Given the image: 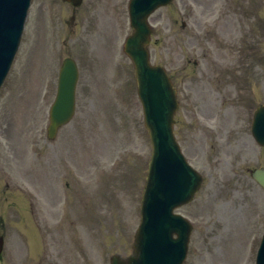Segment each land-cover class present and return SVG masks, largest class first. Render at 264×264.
Here are the masks:
<instances>
[{
  "label": "rangeland",
  "instance_id": "1",
  "mask_svg": "<svg viewBox=\"0 0 264 264\" xmlns=\"http://www.w3.org/2000/svg\"><path fill=\"white\" fill-rule=\"evenodd\" d=\"M251 1L175 0L151 18L152 62L165 66L180 87L178 139L205 176L196 200L181 210L210 226L193 234L186 264H255L254 243L264 231V191L247 174L264 166V150L244 113V107L264 103V69L262 77L256 68L264 63V33L257 60L249 39L245 51H236L233 37L246 21L239 14L238 26L236 16L225 13L260 7L264 16V0ZM127 4L85 0L82 12L96 10L91 15L98 16V34L86 29V16L74 27L61 0H33L21 49L0 91V264H110L112 255L131 253L151 143L135 71L121 51L129 31ZM221 14L208 44L192 34L214 27ZM109 39L118 52L102 47ZM68 55L81 67L77 113L49 144V109ZM193 112L202 126L190 120Z\"/></svg>",
  "mask_w": 264,
  "mask_h": 264
},
{
  "label": "water",
  "instance_id": "2",
  "mask_svg": "<svg viewBox=\"0 0 264 264\" xmlns=\"http://www.w3.org/2000/svg\"><path fill=\"white\" fill-rule=\"evenodd\" d=\"M169 0H149L148 2H145L143 5H146L149 3V8H151L154 4L161 3V2H167ZM148 10H145L142 12H139L137 15L134 14L133 26L135 28V34L133 38L129 40L127 52L135 61V64L139 71V79L143 81V88L144 94H143V100L145 101L146 97L152 96L154 94H157L159 96H156L155 101H160L162 108L164 109V114L158 115L156 113V107L150 106L153 116H150L151 123L153 124L151 126V133H152V139L154 142V159L151 164V173L152 171L156 174L158 172L159 164L155 163L157 160L168 157L174 159L178 164L183 163V159L180 156L179 149L177 144L175 143V139L172 133V124L174 122L173 115L177 108V102L175 99L176 92L171 88V84L167 76L165 75V72L160 67H155L156 74L150 70V64L148 60V52L146 50V44L149 42V35L151 33L150 28L146 24V15ZM14 29L11 31L10 36V46L9 49L15 48L16 43L18 40V37L20 36L22 25L17 23L13 26ZM16 37V38H15ZM15 38V40H14ZM14 40V41H13ZM13 41V42H12ZM8 55L3 56V62L6 63L10 59L11 52L7 53ZM65 70L62 73L61 76V84H60V91L63 95L62 103L59 107L54 109V120H53V128L58 126L60 123L64 122L67 117H70V114H68V111L70 110V104H68V101L73 100L74 91H75V85H76V68L75 65L71 62V64H68L64 68ZM1 76V71H0ZM141 84V83H140ZM162 95V98H158ZM146 105V102H145ZM171 161V160H170ZM171 163H173L171 161ZM189 176L192 177L190 174ZM256 178L260 182V184L264 187V171H257ZM154 179V178H153ZM153 179L151 181V188L157 185V182H153ZM158 180V177H157ZM171 181V180H170ZM190 183V182H189ZM173 184V183H171ZM185 186H180L179 190L177 192H171L169 193V186H167L166 193L168 196V199L170 198V195L178 194L181 191H184L186 188ZM158 208V202L155 200L153 204V211ZM168 228L163 226H155L150 231V237L148 239L149 242L146 243V249H147V257L153 258L154 260H159L158 255L156 251L159 249V243L165 242V246L170 248L173 247V250L167 253V258L170 260L171 264H178L180 263L181 256H180V247L181 246L178 242H173L174 246H171L169 242H167L168 239ZM174 230L171 228L169 229V233ZM142 240L140 238V235L138 236L137 243L135 245V253L136 256L131 258L129 260V264H137L138 260V254L140 252L141 243ZM161 262V260H159ZM159 262V263H160ZM143 264V262H141ZM162 264H166L164 261Z\"/></svg>",
  "mask_w": 264,
  "mask_h": 264
}]
</instances>
